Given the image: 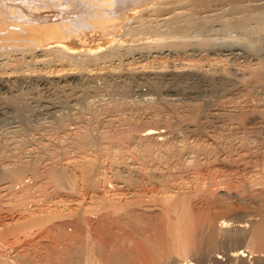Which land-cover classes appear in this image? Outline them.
Returning <instances> with one entry per match:
<instances>
[{
    "label": "bare ground",
    "instance_id": "6f19581e",
    "mask_svg": "<svg viewBox=\"0 0 264 264\" xmlns=\"http://www.w3.org/2000/svg\"><path fill=\"white\" fill-rule=\"evenodd\" d=\"M158 1L0 0V264H264L263 59L237 79L222 69L232 79L221 77L220 70L219 77L208 73L210 79L183 68L156 77L144 73L138 77L148 90L133 87L144 99L151 95L141 105H136L140 98L136 104L120 99V90L129 89L127 80H102L100 89L119 91L120 98L96 103L94 97L86 100L91 91L96 97L100 92L96 82L92 89L93 72L81 78L75 71L50 75L49 70L47 76L38 69L42 75L22 70L38 55L83 72L117 56L119 62L120 55L144 45L164 49L167 43V49L180 51L186 49L185 32L215 20L226 30L240 31L241 43L264 30V6L254 8V2L232 1L224 17L196 18L191 10L195 15L173 12L164 21L138 18L140 8ZM195 1L197 6L205 0L190 1L193 7ZM132 18L139 19L136 25L129 24ZM123 32L140 35L127 42L123 36L129 34ZM163 32H173L169 40L177 36L167 42ZM202 38H194L200 50L201 41L209 43ZM121 45H126L123 54ZM237 50L223 48L220 54L237 55ZM29 83L36 91L52 89L62 97L33 99L35 106L28 99L27 104L29 89L27 94L22 89ZM208 92L213 97L203 101ZM69 107L72 113L57 114L65 108L69 113ZM20 111L25 117H58L32 123ZM230 198L237 207L227 205Z\"/></svg>",
    "mask_w": 264,
    "mask_h": 264
},
{
    "label": "rangeland",
    "instance_id": "374dc122",
    "mask_svg": "<svg viewBox=\"0 0 264 264\" xmlns=\"http://www.w3.org/2000/svg\"><path fill=\"white\" fill-rule=\"evenodd\" d=\"M163 1L164 0H162V1H158V2H160V3H154V6H153V4L150 6V5H148L149 7H142V8H140L139 10H138V12L136 13L137 15H139L138 16V18L139 17H141V18H144V17H146V18H155V17H158V21H162V19H163V21L164 20H167L166 18L168 17V16H173V14H178L179 12H181L182 14L183 13H185V14H187L186 12H190V13H196V15H195V17L196 18H199V17H206L205 15H207V17L209 16V17H212V16H221L222 17V15H223V17H224V15L226 16H228V15H230V9H231V6L232 5H234V4H236L235 2H239V3H245L246 5H253L254 4V6L256 5V6H258L257 8H260V5L261 6H264V0H205V1H208V3L207 2H203V4H201V5H203V6H201V5H199V4H197V6H196V1L194 2L195 4H194V6L196 7H193V2L191 3L190 1H192V0H175V1H173V0H165L164 1V3L165 4H163ZM194 1V0H193ZM210 1H211V3H210ZM232 1L234 2V4L232 3ZM191 4H190V3ZM254 2V3H253ZM207 5H206V4ZM210 3V4H209ZM238 3V4H239ZM253 3V4H252ZM260 3V5H258ZM155 4H156V7H155ZM229 4H232V5H229ZM242 4V5H243ZM243 5V6H246V5ZM205 5V6H204ZM210 7H209V6ZM159 6V7H158ZM256 6L254 7V8H256ZM252 7V6H251ZM152 8V9H151ZM194 8V9H193ZM145 9V10H144ZM190 9V10H189ZM204 9H206V10H204ZM228 9V10H227ZM191 10H194L193 12L191 11ZM217 10V11H216ZM141 11V12H140ZM198 13H197V12ZM205 11V12H204ZM221 11L223 12V13H221ZM227 11V12H226ZM173 12H175V13H173ZM225 12L227 13V14H225ZM173 13V14H172ZM180 13V14H181ZM207 13V14H206ZM219 13V14H218ZM220 13H221V15H220ZM135 14V15H136ZM171 14V15H170ZM198 14L199 15H203V16H198ZM205 14V15H204ZM151 16H154V17H151ZM137 17V16H136ZM162 17V18H161ZM170 17H168V19L170 18ZM135 18V17H134ZM134 18H132V20L134 19ZM138 18H136L137 20H139ZM165 18V19H164ZM131 19H129L128 21H130L129 22V24H133V25H136L138 22H137V20L135 21V19L132 21ZM156 20H157V18H156ZM132 22V23H131ZM216 22H218V23H216ZM127 23L128 22H126V26H127ZM135 23V24H134ZM215 23V24H214ZM219 25V26H218ZM210 26H212V27H210ZM193 29V28H192ZM192 29H190L189 30V32L187 31V32H185L186 33V35L188 36V37H185V34H184V39L186 40V43H187V45H188V43L190 44V45H186V49H180V51L178 50H175V49H171L172 47H170V49H169V47H168V49H167V43H164L165 45L163 46L162 45V47L164 48V49H162V48H160V46L159 45H157V46H159V47H157L155 44H150V45H147L148 47H152L153 49H150V48H148V50H151L150 51V53L148 52V50H147V46H141V49H142V47H144L143 48V50H145V51H143V50H141L140 48H139V50H131L130 52H132V55H133V57H132V55L130 54V52L128 51V52H125L124 50L126 49L125 47H126V45H125V47H124V45L122 46H120V48L121 49H119V47H118V49H119V51H120V53H124L125 52V55H127L126 57H125V55L123 54L122 56H123V58H122V56L120 55V59H121V61H119L118 62V60H119V56H117V57H114V58H112V60H107V61H100V62H98V63H96V65L95 64H93L92 66H89V67H87L86 68V70H83V72H81V70L79 71L78 69H75V68H71V67H69V66H67V64H66V62H59L58 61V64H57V61L56 62H53L52 61V63H51V61H49L47 58H46V56H41V55H38L39 56V58H34V66L35 67H33V65H31L30 64V67H28L29 65H27V66H23V68H22V70L24 69V67H25V69L27 70H25L24 69V72L26 73V72H28V73H26V74H29L30 72L32 73V74H38V72H37V69H38V71L40 70L41 72H44V75L46 74L47 76H49V73L51 72V70H52V72L50 73V75H52L54 72H53V70H55V72H57V70H59L58 72H61V73H63V72H74L75 71V73H78V75L79 76H81V78H85L88 74H92V72H93V76L95 75L94 73L95 72H100L99 74L98 73H96V74H98V75H96V77L97 76H100L98 79L94 76H92V83L91 84H93L92 86H94L92 89L94 90L96 87H95V85L97 86V88L98 89H100L101 87H103L101 84H103L104 85V81H105V79L106 78H116V77H120V76H122V77H120V78H114V79H112V80H116V81H120V82H123V80H125L124 82H126V80H127V83H125V85H124V87L125 88H129L128 90L130 91H128L127 89H122V90H120L121 92L119 93V91L117 92V94H116V92L115 91H111L110 93L107 91H104V90H102V89H100V94L99 93H97V95L98 96H103V97H96V94H95V92H93V91H91L89 94H91L89 97H87V99L86 100H90V99H92V97H94L91 101L92 102H96L97 103V100H98V103H105L104 102V100L102 99V98H106L107 100H105L106 102L107 101H114L115 99L117 100L118 98H120V96H121V98L120 99H127L130 103H132V102H135V104H136V100H139V98H140V100H139V102H137V104L136 105H141L143 102L144 103H146V101H144V100H147V97L150 99V96L151 95H147V97H146V99H144L145 97H143V96H145V95H138L137 94V92H135L134 91V88L136 87H134V85H138V87L140 88V89H142V90H148V89H146V88H148L147 86L145 87V85H147L146 83L144 84V83H142L141 81H139L140 79H139V77H141V76H143V74L145 73L146 75H150L151 77H156L155 76V74L156 73H158L157 75H161L162 73L164 74V73H168V72H174V71H177V73H180V71H182V72H186V71H188V72H194L196 75H198L199 76V78L200 79H210L211 78V74H213V72L215 73V74H213V78L214 77H216V76H218L219 77V74H218V72L217 71H219L220 70V76L221 77H223L224 75L223 74H225L226 72L228 73L229 71V73L228 74H230V76H232L233 78H235V79H237V78H239L240 77V75L242 76L245 72H248L249 71V69H252V68H254V67H256V65L258 66L259 65V61L261 62V60L263 59L264 60V30L262 31V32H259V33H257L256 34V36H257V38H255V36H253V40H252V37H250L245 43L244 42H242L241 43V41L239 40V36L241 35V32L240 31H236L235 29H229V30H226V29H224V28H222L221 27V25L219 24V21L218 20H215L214 22H212V24L210 23V24H207L206 25V27H204V28H202V29H196V28H194V29H196L197 31H198V34H197V31L196 30H192ZM217 29V30H216ZM208 30H210V31H208ZM223 30V31H222ZM195 32V33H193V32ZM202 33H201V32ZM212 31V32H211ZM221 31V32H220ZM226 31H228L227 32V34L225 33ZM232 33H234V31H235V33L234 34H231V32ZM210 32V33H209ZM215 32L217 33V34H215ZM153 33H157V35L159 34V33H162V32H153ZM166 32H163V34H165ZM168 33H171V32H167L166 33V35L168 36V41L167 40H165V41H167V42H169V41H171L172 39H174L177 35L176 34H174L175 35V37H171L170 38V40H169V37L170 36H173V35H171V34H173V32L171 33V34H169L168 35ZM190 33L191 34H193V35H191V37H192V39H191V37H190ZM211 33H212V35H211ZM240 33V34H239ZM123 34L126 36V34H129L128 36L130 37H128V36H126V37H124L123 36V39H133V37L134 38H136V36L138 37L139 35H135L134 34V36H132L133 34H131L130 32H128V33H126V32H123ZM162 34V36L164 37V35ZM201 34V35H200ZM214 34V35H213ZM220 34V35H219ZM226 34V35H225ZM132 37H131V36ZM166 35H165V37H166ZM197 35V37H195ZM203 35V36H202ZM204 35H206V36H204ZM208 35H211V36H208ZM217 35V36H216ZM228 35H230V37H224V36H228ZM153 36V35H152ZM204 37V38H202V37ZM214 37V39L216 40V41H212V40H214V39H212L213 37ZM262 36V37H261ZM155 37H157L156 35H155ZM202 38L201 40H203V39H205V41H208L209 43H210V41H212V43H213V45L212 44H209V43H203L201 40H199V41H201V43H202V47H201V50L199 49L200 48V45L198 44V41L196 40L195 41V39L194 38H197V39H199V38ZM209 37V38H208ZM220 37V38H219ZM221 37H224V38H222L221 39ZM151 38H154V37H151ZM188 38H189V41H190V39H191V41L189 42L188 41ZM212 39V40H210L209 41V39ZM225 38H227V39H225ZM166 39V38H165ZM217 39H218V41H219V44L220 45H218V43H216L215 44V42H217ZM221 41H220V40ZM225 39V40H224ZM257 39V40H256ZM127 40V42H131V40H129L128 41ZM233 40V41H232ZM236 40H238V41H236ZM249 41V42H248ZM254 41H256V42H254ZM133 42V41H132ZM194 42H196L197 44H195ZM223 42V43H222ZM236 42H237V44H236ZM248 42V43H247ZM191 43L194 45V48L191 46ZM231 43V45H229ZM238 43H240V45L238 44ZM260 43H261V45H260ZM169 44V43H168ZM205 44H207V47L206 48H208L209 47V49H207L206 50V48H204V49H202L203 48V46ZM209 44V45H208ZM222 44H223V47H222ZM228 44V45H227ZM244 45V47H243V45ZM249 44V45H248ZM259 44V45H258ZM170 45V44H169ZM168 45V46H169ZM195 45H196V47H195ZM210 45L211 46H215V47H210ZM235 45H239V46H235ZM250 45H252V46H254V45H256V46H254V48L253 49H255L256 51H254L253 49H250L249 50V48L251 47ZM153 46H156V48L155 47H153ZM189 46H191V47H189ZM219 46H221V47H219ZM247 46H249V47H247ZM123 47V48H122ZM166 47V48H165ZM231 47H236L237 49H239V50H237V52L239 51V54H237V55H234V54H227V56H224V55H221L220 54V52H221V50L223 49V48H225V49H227V48H231ZM256 47H258V49L256 48ZM146 48V49H145ZM216 48V49H215ZM245 48V49H244ZM247 48V49H246ZM161 49V50H160ZM211 49V50H210ZM157 50H159V51H157ZM175 50V51H174ZM181 50H186V51H181ZM203 50V51H202ZM219 52H218V51ZM242 50V51H241ZM248 50V51H247ZM259 50V51H258ZM143 51V52H142ZM244 51V52H243ZM139 52H141V53H139ZM216 52H217V54H216ZM127 53V54H126ZM138 53V54H137ZM187 53V54H186ZM201 53V54H200ZM206 54L207 55V57H206V55H203V54ZM213 53V54H212ZM219 53V54H218ZM241 53V54H240ZM244 53V54H243ZM248 53V54H247ZM131 56H130V55ZM136 55V56H135ZM228 55H230V56H228ZM234 55V56H233ZM202 56V57H201ZM222 56H224V57H222ZM233 56V57H232ZM237 56H238V59H237ZM262 56V57H261ZM132 57V58H131ZM218 57H222L223 59H221V60H219L220 58H218ZM226 57V58H225ZM230 57V58H229ZM234 57H236V59L234 58ZM244 57H245V59H244ZM260 57V58H259ZM42 59V60H38V59ZM47 60H46V59ZM116 58V59H115ZM131 58V59H130ZM133 58H134V61H133ZM234 58V59H233ZM28 59H30L29 57L28 58H26V61L28 62V63H30L31 62V60H28ZM35 59L36 60H38L37 62L35 61ZM127 59V60H126ZM129 59V60H128ZM229 59V60H228ZM261 59V60H260ZM43 60H44V62H43ZM117 60V61H116ZM123 60V61H122ZM225 60V61H224ZM227 60V61H226ZM245 60H246V62H245ZM254 60V61H253ZM262 60V61H263ZM30 61V62H29ZM41 61H42V63H41ZM45 61H47V62H45ZM114 61H116V62H114ZM49 62V63H48ZM124 62V63H123ZM210 62V63H209ZM258 62V63H257ZM31 63H33V61L31 62ZM41 63V64H40ZM46 63V64H45ZM102 63H105V64H107V66L105 65V66H103V64ZM111 63V64H110ZM121 63V64H120ZM224 63H225V65H224ZM246 63V64H245ZM257 63V64H256ZM37 64V65H36ZM43 64H45L44 66H43ZM51 64V65H50ZM54 64H56V65H54ZM60 64V65H59ZM100 64V65H99ZM102 64V65H101ZM108 64H109V66H108ZM118 64V65H117ZM123 64V65H122ZM126 64V65H125ZM189 64V65H188ZM191 64H193V65H195V66H193V65H191ZM231 64V65H230ZM233 64V65H232ZM47 65V66H46ZM98 65V66H97ZM112 65V66H111ZM182 65V66H181ZM188 65V66H187ZM212 65V66H211ZM245 65V66H244ZM255 65V66H254ZM55 66V67H54ZM60 66V67H59ZM64 66H66V67H64ZM100 66V67H99ZM118 66V67H117ZM143 66V67H142ZM180 66V67H179ZM216 66H217V68H216ZM235 66V67H234ZM244 66V67H243ZM28 67V68H27ZM32 67V68H31ZM46 67V68H45ZM63 67V68H62ZM113 69H111V68ZM134 69H133V68ZM140 67V68H139ZM153 69H152V68ZM210 67V68H209ZM223 67V68H222ZM226 67V68H225ZM231 67H233V68H231ZM247 67V68H246ZM252 67V68H251ZM30 68H31V70H30ZM35 68V69H34ZM49 68H55V69H49ZM59 68H61V70L59 69ZM70 68V69H69ZM90 68H91V71H90ZM96 68H98V69H96ZM110 68V69H109ZM115 68H116V70H115ZM124 69V71H126V72H124V71H119L118 69H120V70H122V69ZM127 68V69H126ZM131 68V69H130ZM141 68H143V69H141ZM145 68V69H144ZM150 70H149V69ZM171 70H170V69ZM176 68V69H175ZM178 68H180V69H182L183 68V70H179ZM195 68V69H194ZM197 68V69H196ZM201 68V69H200ZM205 68V69H204ZM32 69H34V70H32ZM47 69V70H46ZM62 69L64 70V71H62ZM95 71H94V70ZM126 69V70H125ZM129 69H130V74H129ZM158 69V70H157ZM161 69H163V70H161ZM216 69V72L215 71H213V70H215ZM221 69H222V71H225L224 73L221 71ZM227 71H226V70ZM49 70H50V72H49ZM72 70V71H71ZM87 70H89L88 72H91V73H88V72H86ZM109 70H112L113 72H114V70H115V72L117 73V75H115L114 73H112V74H110L112 71H108ZM128 70V71H127ZM132 70H134V71H132ZM146 70V71H148V73L147 72H144V71ZM152 70H153V73H152ZM154 70H155V72H154ZM195 70V71H194ZM201 70V71H200ZM204 70H206V71H204ZM229 70V71H228ZM245 70V71H244ZM248 70V71H247ZM33 71V72H32ZM39 71V72H40ZM48 71V72H47ZM85 71V72H84ZM131 71H132V73H131ZM136 71V73H134ZM141 71V72H140ZM151 71V72H150ZM162 73H161V72ZM164 71V72H163ZM203 71V72H202ZM211 71H212V73H211ZM238 71V72H237ZM241 71V72H240ZM23 72V73H24ZM35 72H37V73H35ZM46 72V73H45ZM106 72V73H105ZM108 72V73H107ZM128 72V73H127ZM139 72V73H138ZM236 72V74H234ZM18 73V74H17ZM16 73V75H19V74H21L22 72H17ZM30 73V74H31ZM61 73H59V74H61ZM79 73H82V74H79ZM85 74V77H83L84 76V74ZM102 73V74H101ZM119 73V74H118ZM125 75H124V74ZM134 73V74H133ZM152 73V74H151ZM175 73V72H174ZM204 74V76H202L203 74ZM206 73V74H205ZM211 75V76H209V74ZM223 73V74H222ZM225 74V75H228V74ZM105 74H107L108 76H106L105 77ZM133 74V75H132ZM136 74V75H135ZM144 74V75H145ZM38 75H42V73H39ZM112 75V76H111ZM113 75H115V76H113ZM119 75V76H118ZM209 76L208 78H207V76ZM105 78H104V77ZM130 76H132V77H130ZM137 76V77H136ZM139 76V77H138ZM230 76H224L225 78H230V79H232V77H230ZM130 79H132L131 80V82H132V85L129 87V85H130V83H128V81L130 80ZM135 77V78H134ZM202 77V78H201ZM206 77V78H205ZM96 78V79H95ZM101 78V80H99ZM123 78V79H122ZM119 79H121V80H119ZM129 79V80H128ZM86 79H83V81L81 80H78V84L80 85V82H86L85 81ZM94 80H96V81H94ZM102 80H104V81H102ZM136 80V81H135ZM94 81V82H93ZM100 81V82H99ZM135 81V82H134ZM75 82H77V80H74L73 81V85L74 86H76L77 85V83H75ZM95 82H96V84H95ZM130 82V81H129ZM134 82V83H133ZM139 84H138V83ZM100 83V84H99ZM136 83V84H135ZM31 83H29V84H27L26 85V87L24 88V90L22 89V91L23 92H27V90H28V94H27V96H26V94L25 93H23V94H25V96L27 97H25L26 98V101H25V103L27 102V104H29L28 103V101L29 100H31L32 99V101H29L30 102V104H34L35 102H37V101H35V100H42V99H49V96L51 97V95H53L52 97H54L53 99H55L56 98V96H57V98L59 99V96H61L60 95V93H58L57 91H53L52 89H50V90H46V91H44L45 93H43V91L41 92V91H36L37 89L35 88V86L34 85H32L33 87H29V86H31L30 85ZM95 84V85H94ZM144 84V85H143ZM79 85H77V86H79ZM101 85V86H100ZM142 85V86H141ZM73 86V87H74ZM76 86V87H77ZM144 86V87H143ZM134 87V88H133ZM143 87V88H142ZM32 88H33V90H32ZM131 89V90H130ZM133 89V90H132ZM30 90H32V91H30ZM35 90V91H34ZM128 92H127V91ZM30 91V92H29ZM101 91H102V93H101ZM125 91H126V93H125ZM134 91V92H133ZM37 92V93H36ZM50 92V95L48 94ZM55 92V93H54ZM57 92V93H56ZM93 92V93H92ZM104 92V93H103ZM123 92L125 93L124 95H127L129 98H127V96H124V95H122L123 94ZM35 94V96H33L34 94ZM41 93V94H40ZM109 95H108V94ZM113 93H115V94H113ZM118 93H119V95L120 96H118ZM128 93V94H127ZM129 93H131V96L129 95ZM30 94H33L32 95V97H30ZM37 94V95H36ZM48 95V97H47V95ZM93 94V95H92ZM103 94V95H102ZM105 94V95H104ZM106 94H107V96H106ZM133 94H135V95H133ZM138 96H137V95ZM210 94V92H208L207 93V98H205L206 96H201V97H203L202 98V100L203 101H208L209 99H211L210 97L212 96L213 97V94L211 95H209ZM44 95V96H43ZM110 95H114V97H112V96H110ZM115 95H117V96H115ZM202 95H205V93H203ZM208 95H209V97H208ZM124 96V97H123ZM30 97V98H29ZM36 97V98H35ZM40 97H43L42 99H39ZM47 97V98H46ZM51 97V98H52ZM62 97V96H61ZM95 97L97 98V99H95ZM110 97V98H109ZM111 97H112V99H111ZM116 97V98H115ZM118 97V98H117ZM131 97H134V98H132L133 100H131ZM141 97H143L142 98V100H141ZM152 99H155L156 98V95H155V98H154V95H152ZM50 98V99H51ZM56 98V99H57ZM90 98V99H89ZM99 98H101V100L99 99ZM109 98V99H108ZM205 98V99H204ZM209 98V99H208ZM29 99V100H28ZM33 99H35V100H33ZM55 99V100H56ZM61 99V98H60ZM95 99V100H94ZM136 99V100H135ZM208 99V100H207ZM103 100V101H102ZM119 100V99H118ZM131 100V101H130ZM135 100V101H134ZM102 101V102H101ZM142 101V102H141ZM147 101H149V100H147ZM33 102V103H32ZM139 103V104H138ZM141 103V104H140ZM132 104H134V103H132ZM77 105H79V104H77ZM33 106H35V105H33ZM78 107V106H77ZM64 108H61V110H63ZM71 108L69 107V113H66V112H68L67 110V108H65V110L64 111H61L60 112V110L59 111H57V114L60 116V114L59 113H62L63 112V116L65 117V114H70V113H72V111L73 110H70ZM71 111V112H70ZM59 112V113H58ZM65 112V113H64ZM18 114L20 115V116H22V115H24V114H22L21 115V111L20 112H18ZM18 114L16 113V116L17 117H20V116H18ZM26 114V113H25ZM29 116H28V115ZM26 114V117H25V115H24V117H25V119H27V121L29 122H32V123H34V121H35V123L36 122H39L40 120L42 121L44 118L46 119V118H48V119H46V120H51V118H53L52 117V115H50V116H46V117H43V118H40V116H39V118L37 117L36 118V116L34 117V115H30L29 113H27ZM56 114V113H55ZM54 114V115H55ZM58 115H57V117H58ZM62 115V114H61ZM17 117H15V118H17ZM23 116L21 117L22 119L24 118ZM30 117V118H29ZM50 117V118H49ZM56 116L54 117V118H57ZM53 118V119H54ZM17 119H19L20 121H24V120H21L20 118H17ZM30 119V120H29ZM32 119V120H31ZM37 119H38V121H37ZM44 119V120H45ZM34 120V121H33ZM43 120V121H44ZM45 120V121H46ZM27 121H26V123H27ZM233 200V201H232ZM228 201H229V199H227V205L228 206H231L232 207V205H234L233 207H235L236 206V200H234V199H231L230 198V202L231 203H229L228 204ZM233 202H235V203H233ZM239 205H243L242 203H239V202H237ZM238 206V205H237ZM236 206V207H237ZM213 211L214 210H216V208H213L212 209ZM245 237V236H244ZM242 238L241 239V241H240V244H241V247L242 248H245L244 247V245H247V244H242V243H247V239H246V237L245 238ZM245 239V240H244ZM226 246V245H225ZM223 247V248H222ZM227 247V248H226ZM225 248H224V244H222L221 245V249H228V246H226Z\"/></svg>",
    "mask_w": 264,
    "mask_h": 264
}]
</instances>
